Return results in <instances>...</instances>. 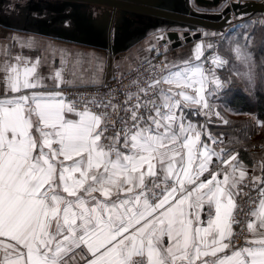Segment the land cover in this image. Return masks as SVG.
Wrapping results in <instances>:
<instances>
[{"label": "snow or ice", "instance_id": "snow-or-ice-1", "mask_svg": "<svg viewBox=\"0 0 264 264\" xmlns=\"http://www.w3.org/2000/svg\"><path fill=\"white\" fill-rule=\"evenodd\" d=\"M39 65L16 56L0 66V264H264V162L261 175L250 178L259 202L246 226L259 238L237 248L235 197L247 169L185 123V107L212 114L200 66L169 71L129 94L122 108L101 101L127 117L107 136L108 112L85 108L78 120L68 119L75 109L59 92L35 91L43 87ZM61 65L52 77L57 87L65 82ZM149 89H159V102L148 98ZM214 158L221 167L213 172ZM205 172L210 178L201 179Z\"/></svg>", "mask_w": 264, "mask_h": 264}, {"label": "crops", "instance_id": "crops-1", "mask_svg": "<svg viewBox=\"0 0 264 264\" xmlns=\"http://www.w3.org/2000/svg\"><path fill=\"white\" fill-rule=\"evenodd\" d=\"M132 1L138 3L147 2L163 9H173L177 5V0ZM192 5L195 8L197 7L196 9H200V5L194 1H192ZM47 7L44 4L38 9L37 7H33V4L27 3V0H0V66L3 65L7 57L20 56L25 61L39 59L40 65L37 72L42 79L43 87L35 91L43 94L59 92L57 91L58 88L67 85L100 84L112 75L113 67L118 66L121 70H127L138 61L147 58L154 45L159 40L167 37L166 33L169 30H177L181 33L176 27L169 26L167 23H161V21L159 22V26L145 29V25L143 24L147 23L148 20L141 18L144 20L143 23H135L127 30L112 28L111 42L113 49L110 50L97 45L99 37H97L96 33L101 27L91 28L90 25L94 24L88 23L92 21L98 25L97 20L100 18L101 8L92 4L60 5L54 6L55 10ZM220 10L221 8H215L211 11L219 12ZM128 17L133 18L130 14H128ZM183 30L189 29L186 27ZM196 31H199L200 35L191 41L183 42L182 40L181 45L176 47H172L170 43L165 54L168 72L178 71L183 67L195 68L200 66L202 68L201 62L204 53L216 47L218 41L213 36L214 29H190V34L193 35ZM198 45L203 46L202 56L199 60L196 59V48ZM213 59L219 61V55L216 51ZM61 60H63V78L65 82L57 87V82L52 77L56 70L61 69ZM216 64L211 71H205L202 68L209 81L205 84V95L208 103L211 105L212 114L206 117L198 106L195 105L185 107L183 113L185 123H191L198 131H201V140L214 147L216 151H220L223 148L225 150V158H227L228 155L232 154L238 156V148L237 146H231L228 135L223 132V129L226 128V125L230 121L226 112L234 114L243 113L235 111L228 106L223 107V109L218 105L215 106L218 102L214 97L222 89L217 88L212 82L214 78L220 80L215 70ZM101 65L102 67H98ZM21 71H23V66H21ZM163 87L167 88L169 85H163ZM171 87L173 91L180 90L175 85ZM184 90L188 95L195 94L191 88ZM31 91L22 89L20 94H30ZM4 95V84L0 82V98H3ZM64 102L68 104L65 100ZM78 112L80 111L67 114V118L78 120L79 116L76 114ZM216 112H219V117L215 115ZM223 121H227V123L225 124ZM251 121H253L252 118ZM209 135L217 140L220 136H224L226 141L222 144L216 143L212 145L208 139ZM177 148H179V145H177ZM238 159L247 170L251 168L239 156ZM152 162L156 164L158 169L159 164L157 161L153 160ZM220 167L219 161L214 158L210 171H218ZM146 168L147 165H144V170ZM258 172L260 173V170ZM208 178H210L209 172H205L201 177V179ZM162 179L163 177L161 176ZM220 179H223L222 175ZM149 183L151 182L149 181ZM207 211L208 206L205 205V213L202 214V220L205 224L208 219ZM258 238V236H253L250 233L246 241ZM246 241L237 248L247 246ZM165 244H167L166 237Z\"/></svg>", "mask_w": 264, "mask_h": 264}, {"label": "built area", "instance_id": "built-area-1", "mask_svg": "<svg viewBox=\"0 0 264 264\" xmlns=\"http://www.w3.org/2000/svg\"><path fill=\"white\" fill-rule=\"evenodd\" d=\"M170 45V40L163 38L157 42V44L151 49L149 56L145 59L138 61L127 70H121L116 66L113 68L112 75L100 84L91 85H67L61 89L62 98L74 106L75 111H83L87 108L89 111L97 114L101 112H108L109 119L113 122L109 126V130L106 133L107 136H114L118 131H121L122 125L120 118L126 117V114L117 109L113 112L111 108H102L98 105L101 101L107 102L109 99L113 104L124 106V101L129 94L138 93L141 88H148V85L155 80H160L168 73V68L164 59L165 52ZM214 50H207L202 58V67L205 71L213 70V57ZM149 99H156L159 102V89H149ZM149 113L144 112L147 116ZM217 144H222L225 141V137L218 138ZM108 143L107 140L103 141ZM123 141H120L122 144ZM261 144L255 143L249 150L259 151ZM248 179L245 180V184L240 186L241 195L235 197L238 205L235 215L238 224L233 225L234 236L232 237V244L235 247L241 246L247 240L249 232L247 230V223L250 217V213L254 210V206L258 205V189L252 188L250 178L257 174L248 169ZM247 185V186H245ZM247 193V195H244Z\"/></svg>", "mask_w": 264, "mask_h": 264}, {"label": "water", "instance_id": "water-1", "mask_svg": "<svg viewBox=\"0 0 264 264\" xmlns=\"http://www.w3.org/2000/svg\"><path fill=\"white\" fill-rule=\"evenodd\" d=\"M27 0V3L33 4V7L40 9V6L46 4L53 10L54 6L65 5H96L102 9L100 18L97 20V24L91 21L88 22L91 28H100L96 33L99 37L97 45H101L104 48L112 50V28H119L127 30L135 23H143L145 18L148 20L143 25L145 29L159 26V22L167 23L169 26L176 27L177 30H169L166 33L167 38L170 40L171 46L176 47L183 42L191 41L193 38H197L200 35L199 31H196L193 35L190 34V29L198 28H210L214 30H220L227 27L231 23V12L227 5L224 6L219 12L216 11H202L196 9L192 5V1L196 4L208 5L213 8L216 7L221 0H177V5L173 9H163L154 6L150 3H138L132 0ZM58 1V2H56ZM224 1V0H223ZM235 16L245 14L248 16L254 13L264 12V0H247L242 5L236 1L231 3ZM40 12V11H39ZM128 14L133 16L129 18ZM189 30H183L185 28Z\"/></svg>", "mask_w": 264, "mask_h": 264}, {"label": "rangeland", "instance_id": "rangeland-1", "mask_svg": "<svg viewBox=\"0 0 264 264\" xmlns=\"http://www.w3.org/2000/svg\"><path fill=\"white\" fill-rule=\"evenodd\" d=\"M235 1L238 4L242 5L247 0H224L214 8L212 6H204L199 4V10L210 12L215 8L223 9L226 3L232 15V18L230 20L231 23L227 27L213 31V36L217 38L218 43L216 47L211 48L219 55V61L216 64L217 66L215 70L220 77L219 82L221 87L219 88L222 89L218 92L217 95L223 97L221 100H217L218 103L215 106L218 105L221 109L226 106L225 102L228 98L226 90L230 88V82H233V80H235V82H237V84H240V86H242L244 90H247L251 88L253 84L258 83V73H263L264 75V65H262L264 64V12L254 13L251 16L245 14L235 16L233 7L231 5V3ZM33 2L37 3L38 1L33 0ZM256 56L260 63H262L261 66H257L258 62L256 60ZM214 65L215 64H213V67ZM257 68L259 69L257 70ZM63 87L58 88L57 91L61 93V89ZM223 93L225 94L223 95ZM226 114L229 120L248 119V122L251 126V133L249 135L250 139L238 141H240V144L243 146H241L242 149L248 148V152H250V154H253L252 156L254 159V164L249 166L251 167L249 169H252L257 174V176H260L261 172H258L260 170L259 165L262 158H264V121L258 119L256 114L254 113L243 115L226 112ZM251 118L253 121H251ZM229 141L231 143V140ZM248 143H250V145H248ZM255 143L261 144V149L259 151L249 150ZM120 145H118V147ZM122 150L126 152V150Z\"/></svg>", "mask_w": 264, "mask_h": 264}, {"label": "trees", "instance_id": "trees-1", "mask_svg": "<svg viewBox=\"0 0 264 264\" xmlns=\"http://www.w3.org/2000/svg\"><path fill=\"white\" fill-rule=\"evenodd\" d=\"M257 66H261L262 63L258 60ZM260 63V64H259ZM264 65V64H262ZM260 68V67H259ZM257 68V70L259 69ZM223 77V76H222ZM225 77V76H224ZM264 75L258 73V83L253 84L251 88L244 90L240 84H237L235 80L230 82V88L226 90L228 98L225 102L226 106L231 107L233 110L243 114H256L257 118L264 121ZM223 91V90H222ZM225 93H223L224 95ZM223 97V96H222ZM222 97L216 95L215 100H221ZM223 132L228 135L231 140V146H237L239 158L247 165L254 164L253 154L248 152V148L242 149L240 141L248 140L251 133V126L247 120H230L223 129ZM250 145V143H248ZM243 147V146H242ZM248 147V146H247ZM261 162H264L262 158Z\"/></svg>", "mask_w": 264, "mask_h": 264}]
</instances>
